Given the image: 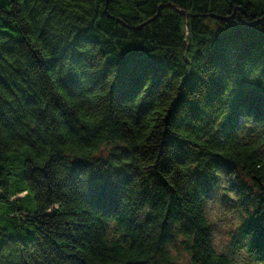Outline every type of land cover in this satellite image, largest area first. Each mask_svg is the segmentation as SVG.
<instances>
[{
  "label": "trees",
  "instance_id": "trees-1",
  "mask_svg": "<svg viewBox=\"0 0 264 264\" xmlns=\"http://www.w3.org/2000/svg\"><path fill=\"white\" fill-rule=\"evenodd\" d=\"M223 177L264 264V0H0V264H233Z\"/></svg>",
  "mask_w": 264,
  "mask_h": 264
},
{
  "label": "rangeland",
  "instance_id": "rangeland-1",
  "mask_svg": "<svg viewBox=\"0 0 264 264\" xmlns=\"http://www.w3.org/2000/svg\"><path fill=\"white\" fill-rule=\"evenodd\" d=\"M222 188L218 190L206 204L207 217L213 213L216 215L217 223L211 225L213 247L216 252L226 254L233 264H258L253 262L240 245H232L231 238L236 235L243 212L239 209L236 200L228 188L230 182L227 178L222 179Z\"/></svg>",
  "mask_w": 264,
  "mask_h": 264
},
{
  "label": "clouds",
  "instance_id": "clouds-1",
  "mask_svg": "<svg viewBox=\"0 0 264 264\" xmlns=\"http://www.w3.org/2000/svg\"><path fill=\"white\" fill-rule=\"evenodd\" d=\"M232 196H233L234 199L237 198V197H235V194H234V193L232 194ZM207 219H208V222H209V223H213V224L217 223V219H216V215H215V213L209 215V216L207 217ZM236 227H239V224H238V223H237Z\"/></svg>",
  "mask_w": 264,
  "mask_h": 264
},
{
  "label": "water",
  "instance_id": "water-1",
  "mask_svg": "<svg viewBox=\"0 0 264 264\" xmlns=\"http://www.w3.org/2000/svg\"><path fill=\"white\" fill-rule=\"evenodd\" d=\"M119 21V20H118ZM120 22V21H119Z\"/></svg>",
  "mask_w": 264,
  "mask_h": 264
}]
</instances>
